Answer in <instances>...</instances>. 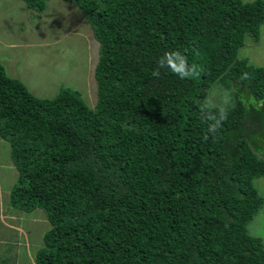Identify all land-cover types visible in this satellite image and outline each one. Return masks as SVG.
<instances>
[{"label":"trees","instance_id":"trees-1","mask_svg":"<svg viewBox=\"0 0 264 264\" xmlns=\"http://www.w3.org/2000/svg\"><path fill=\"white\" fill-rule=\"evenodd\" d=\"M64 1L99 42L94 107L70 87L39 98L0 63V136L18 170L11 204L41 208L51 224L35 264H264L248 231L264 203L254 185L264 66L238 58L247 35L261 38L264 0ZM175 50L202 66L198 78L151 75ZM215 83L229 115L206 140L201 107Z\"/></svg>","mask_w":264,"mask_h":264},{"label":"rangeland","instance_id":"rangeland-1","mask_svg":"<svg viewBox=\"0 0 264 264\" xmlns=\"http://www.w3.org/2000/svg\"><path fill=\"white\" fill-rule=\"evenodd\" d=\"M98 57L99 42L85 14L75 4L47 0L45 9L39 11L29 8L24 0H0V63L9 76L22 80L35 96L53 98L61 88L70 87L80 91L87 104L94 107L97 102L94 70ZM238 58L264 66V24L259 41L246 36ZM209 97L217 103L225 99L229 103L228 91L218 83L210 89ZM237 97L245 99L240 94ZM245 100L248 106L263 103L253 98ZM17 178L10 143L0 136V215L16 214V223L28 236L4 229L1 222L8 218H0V264H34L36 250L44 245L43 236L51 228L41 208L28 213L11 204L10 191ZM254 185L264 200V175L255 178ZM248 231L264 245V203L249 222ZM3 243L8 244L1 246Z\"/></svg>","mask_w":264,"mask_h":264},{"label":"clouds","instance_id":"clouds-1","mask_svg":"<svg viewBox=\"0 0 264 264\" xmlns=\"http://www.w3.org/2000/svg\"><path fill=\"white\" fill-rule=\"evenodd\" d=\"M161 70L171 72L181 80L196 79L202 74V66L198 63H189L188 56L179 51H166L158 60L157 67L152 71L151 75L159 78L162 74ZM250 78V74L245 72L241 74L242 80ZM229 115L228 101L225 99L217 103L214 98L209 97L205 100L201 107V120L207 124V134L205 139L209 137L216 139L223 128L224 122Z\"/></svg>","mask_w":264,"mask_h":264},{"label":"crops","instance_id":"crops-1","mask_svg":"<svg viewBox=\"0 0 264 264\" xmlns=\"http://www.w3.org/2000/svg\"><path fill=\"white\" fill-rule=\"evenodd\" d=\"M80 21H82V19L80 20ZM15 208V207H14ZM16 209V208H15ZM6 213H7V211H6ZM16 214H14V215H11V214H3V216H1L0 215V218H1V220H2V218H5V217H7L8 219H7V221H5V222H1L2 223V226H3V228L4 229H6V230H13L14 231V234L16 235V233H15V231H17V232H20L21 233V235L22 236H25L26 237V232H25V230L21 227V225L20 224H18V223H16L17 222V220H16V216H15ZM5 216V217H4ZM11 221H13V222H11ZM8 222H11V223H8ZM30 233V232H29ZM29 235V234H28ZM26 238H28V236L26 237ZM4 244H8V243H3L1 246H3ZM18 245V244H17ZM14 246V245H13ZM39 249V248H38ZM10 251V250H9ZM30 257V256H29ZM34 260H35V257H34ZM34 264H35V261H34Z\"/></svg>","mask_w":264,"mask_h":264}]
</instances>
